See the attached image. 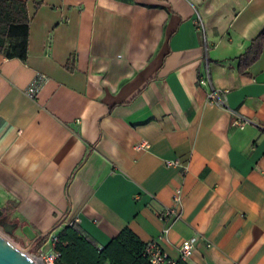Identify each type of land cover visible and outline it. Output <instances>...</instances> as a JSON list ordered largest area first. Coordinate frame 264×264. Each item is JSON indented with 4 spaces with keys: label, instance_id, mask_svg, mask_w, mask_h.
Returning a JSON list of instances; mask_svg holds the SVG:
<instances>
[{
    "label": "crops",
    "instance_id": "obj_1",
    "mask_svg": "<svg viewBox=\"0 0 264 264\" xmlns=\"http://www.w3.org/2000/svg\"><path fill=\"white\" fill-rule=\"evenodd\" d=\"M22 1L26 58L0 55V210L49 234L37 253L72 225L100 248L126 229L176 260L196 237L179 264H264V0Z\"/></svg>",
    "mask_w": 264,
    "mask_h": 264
},
{
    "label": "trees",
    "instance_id": "obj_2",
    "mask_svg": "<svg viewBox=\"0 0 264 264\" xmlns=\"http://www.w3.org/2000/svg\"><path fill=\"white\" fill-rule=\"evenodd\" d=\"M29 17L22 0H0V55L24 60L27 55ZM264 30L256 38L260 43ZM3 212L0 210V217ZM49 234L39 235L30 242L37 253ZM59 253L55 264H151L143 255L145 244L137 241L129 230L122 231L106 246H95L82 233L70 225L62 229L53 244ZM177 261L176 264L181 263Z\"/></svg>",
    "mask_w": 264,
    "mask_h": 264
},
{
    "label": "built area",
    "instance_id": "obj_3",
    "mask_svg": "<svg viewBox=\"0 0 264 264\" xmlns=\"http://www.w3.org/2000/svg\"><path fill=\"white\" fill-rule=\"evenodd\" d=\"M207 72V70H206ZM48 81V78L42 74H36L34 76V79L31 81V83L23 90V92L26 94V96L30 98H34L35 95L38 93V90ZM199 85L201 86H207L208 91L206 94V100L215 106H223L224 101L220 98V91L216 90L213 86H211L210 79L207 75L204 78H200L198 81ZM234 114V124L236 125H246L251 122L249 118H246L245 116L238 114L236 112ZM149 148V145L145 141H141L139 143L135 144L136 150H146ZM169 166H175L178 163L177 162H170L168 161L166 163ZM172 204L169 206H166V208L159 214L162 221L165 222L164 228L162 230V233L159 238H165L168 232L170 231V227L172 224H174L177 221H180L182 218L181 215V189H177L172 197ZM195 238H190L187 240H182L181 244L178 248V259H174L166 255L162 252L159 245L156 243V241L152 240L150 242L145 243V247L143 250V255L147 257L151 264H176L177 261H187L190 256L193 253L194 246H195ZM56 240V237H53L52 244H54ZM59 256V253L54 249V247L47 251L42 252L37 259L40 261V264H55V259Z\"/></svg>",
    "mask_w": 264,
    "mask_h": 264
},
{
    "label": "rangeland",
    "instance_id": "obj_4",
    "mask_svg": "<svg viewBox=\"0 0 264 264\" xmlns=\"http://www.w3.org/2000/svg\"><path fill=\"white\" fill-rule=\"evenodd\" d=\"M3 212L2 217H0V233L3 234L10 242L16 245L18 248L22 249L23 251H27L29 257L39 259L41 252L33 253L29 248L30 242L26 238L24 234H22L21 229L18 227H14L12 224L11 217L6 215Z\"/></svg>",
    "mask_w": 264,
    "mask_h": 264
},
{
    "label": "water",
    "instance_id": "obj_5",
    "mask_svg": "<svg viewBox=\"0 0 264 264\" xmlns=\"http://www.w3.org/2000/svg\"><path fill=\"white\" fill-rule=\"evenodd\" d=\"M0 264H38L0 233Z\"/></svg>",
    "mask_w": 264,
    "mask_h": 264
},
{
    "label": "bare ground",
    "instance_id": "obj_6",
    "mask_svg": "<svg viewBox=\"0 0 264 264\" xmlns=\"http://www.w3.org/2000/svg\"><path fill=\"white\" fill-rule=\"evenodd\" d=\"M31 259H33L35 262H37L38 264H40V261H38L34 256Z\"/></svg>",
    "mask_w": 264,
    "mask_h": 264
}]
</instances>
